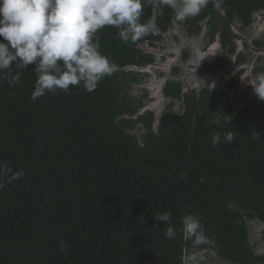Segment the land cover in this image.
<instances>
[{
	"label": "trees",
	"instance_id": "trees-1",
	"mask_svg": "<svg viewBox=\"0 0 264 264\" xmlns=\"http://www.w3.org/2000/svg\"><path fill=\"white\" fill-rule=\"evenodd\" d=\"M258 11L264 0H223L220 8L210 0L199 15L178 21L187 36H201L202 49L216 39L220 45L199 72L225 68L235 54L233 24L249 27ZM175 15L155 0L144 4L140 21L155 25L144 37L151 47H166L162 35ZM97 36L117 71L92 92L77 85L32 100L37 74L31 64L19 84L0 82V162L25 172L0 189V264H182L192 251L181 223L190 212L215 241L197 251L232 264H264L246 225L250 219L264 224V100L248 92L230 100L243 71L219 92L208 85L183 92L181 82L167 80L162 90L172 102L154 130L152 112L137 114L146 96L131 92L145 75L126 68L156 57L137 42L121 41L113 27ZM235 59L246 60L242 53ZM261 72L257 62L253 78ZM174 100L181 101L179 112L172 110ZM137 125L144 130L139 137L131 133ZM230 130V144L212 145L214 132L223 138ZM165 211L169 223L156 221ZM169 224L175 239L163 237Z\"/></svg>",
	"mask_w": 264,
	"mask_h": 264
},
{
	"label": "clouds",
	"instance_id": "clouds-1",
	"mask_svg": "<svg viewBox=\"0 0 264 264\" xmlns=\"http://www.w3.org/2000/svg\"><path fill=\"white\" fill-rule=\"evenodd\" d=\"M152 0H0V82L7 79L9 86L19 84L22 71L34 65L37 74L31 99L67 92L71 86L82 85L94 91L99 82L117 71V65L100 51L98 30L105 26L117 29L121 41L136 43L149 35L154 23L141 22L145 3ZM210 0H155L175 10L177 21L199 15ZM223 0H214L220 8ZM202 42L193 41V52L200 64ZM15 65L14 75L10 70ZM256 96L264 100V72L258 73L250 84ZM233 131L223 135L212 134V145L230 144ZM23 169L14 170L0 162V189L5 183L23 179ZM203 182V179H201ZM171 213L165 211L155 220L168 224ZM182 238L191 242L192 251L185 252L182 264H202L203 256L197 249L202 245L214 246L202 225L199 215L188 213L182 218ZM163 237L176 238V230L169 226ZM59 251L67 246L59 242Z\"/></svg>",
	"mask_w": 264,
	"mask_h": 264
},
{
	"label": "rangeland",
	"instance_id": "rangeland-1",
	"mask_svg": "<svg viewBox=\"0 0 264 264\" xmlns=\"http://www.w3.org/2000/svg\"><path fill=\"white\" fill-rule=\"evenodd\" d=\"M232 30L236 35L234 38L235 54L228 55L225 68L215 75L203 74L198 71V67L203 63L212 62L219 54L221 49L217 39L201 49L200 55L205 57L197 66L199 61L193 52V41L201 42V36H187L183 26L177 20H174L171 28L162 35L166 44L164 49L159 46L151 47L144 38L137 42L139 49L152 53L157 59L153 64L142 68H126L145 75L143 82L134 85L131 92L134 96H146L143 107L137 114L152 112L154 130L158 127L164 110L172 102L164 96L162 90L167 80L181 82L183 92L199 91L207 85L219 92L225 89V83L231 76L242 70L243 72L238 76L236 87L229 94L230 100L234 99L233 94L240 96L243 92H248L250 97L254 94L250 85L253 81V68L257 62L264 65V11L253 14V22L249 27L240 28L238 24H233ZM184 52L188 54L186 59L183 58ZM238 53H242L246 58L245 62L240 65L235 59ZM159 58H162V60ZM175 68L177 72L174 74ZM207 81H209V84ZM181 108V101L174 100L172 110L179 112ZM219 108H223L222 103L219 104ZM140 126L137 125L131 133L139 137L144 131ZM246 225L253 251L264 256V224L258 220L250 219L246 220ZM199 252L203 256L202 264H232L223 262L214 255L208 257L204 252Z\"/></svg>",
	"mask_w": 264,
	"mask_h": 264
}]
</instances>
